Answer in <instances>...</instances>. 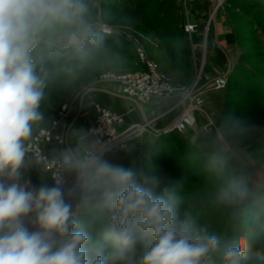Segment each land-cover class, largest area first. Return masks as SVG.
Segmentation results:
<instances>
[{"label": "rangeland", "instance_id": "rangeland-1", "mask_svg": "<svg viewBox=\"0 0 264 264\" xmlns=\"http://www.w3.org/2000/svg\"><path fill=\"white\" fill-rule=\"evenodd\" d=\"M246 1L251 0H215L216 7L213 9L208 6L206 23L199 29L196 24L188 22L190 0H113L108 3L105 0H86L87 19L92 32L118 36L127 42L129 48L123 45L122 40H116L114 45L110 44L111 47L92 49L85 62L59 51L48 56L44 63L46 86L39 106L41 119L33 125L32 133L25 142V160L21 169L23 178L30 179L35 186L52 184L53 171L47 165L51 161L62 159L66 151L68 153L71 147L69 141L67 143L71 128L68 125L73 118L78 120L82 115L85 119H90L85 127L88 143L79 154L84 155L91 142L89 130L97 117V108H108L95 103L92 112L86 113L87 107L84 105L91 90L119 91L118 83L102 80L103 76L144 70L145 66L140 63L138 56V51H141L147 61L154 63L160 72L169 77L176 91L170 97L152 98L138 103L149 111V115L143 120L136 116L137 120L126 122L125 113L118 112L123 115V122L118 130L128 134V139L125 146L116 151L129 152L133 149L149 158V153L154 149L153 139L161 134H168L165 127L175 117L187 112L193 115L195 122L181 134H190L192 141L198 143L204 141L207 148L217 147L238 165L240 172L252 178L255 185L264 190V117L250 111L261 109L264 112V97L256 89L247 86L250 82L248 78L239 76L240 70H246V66L264 73V37L256 34L252 22L243 15ZM252 1L264 5V0ZM175 20H179L180 34L185 41L184 48L170 50L171 53L168 54L157 37L166 28L170 29V22ZM189 24L194 26L192 32L185 31V26ZM150 25L154 29H149ZM228 33L234 35L233 44L225 42L224 37ZM234 68L238 69V74L234 76L235 79L230 80L228 77ZM221 78H225L227 83L216 89L214 86ZM236 80L247 85H240ZM196 96L202 100L200 112L192 109ZM131 108L138 113L133 104ZM230 112L236 117L228 120L236 123L220 125L225 122L222 118ZM61 114H65L64 117ZM53 121L56 125L52 136H62L64 146L56 141L37 143L36 147L48 160L40 162L27 151L26 146L40 130L52 126ZM209 122L211 128L205 129L203 126ZM135 125L144 128H134ZM164 142L167 144L165 148H160L162 158L170 159L175 155L174 161L175 158L180 161L173 168L162 167L164 163H160V175L153 179L159 182L156 191L160 187L164 188L161 181L164 180L172 187L167 190L179 198L180 219L206 228L210 234L218 236L220 248L204 264H223L224 244L229 240L239 242L241 238L247 240L253 253L247 264H264L263 204L258 206V203L251 204V201L248 204L238 191L237 181L233 180L227 169L222 172L220 181V162L214 173L209 171L210 166L202 160L206 156L207 163L210 164L212 154L208 151H205L202 158L193 154L195 161L191 165L185 158L180 159L187 151L183 146L179 148V144L169 138L164 139ZM171 143L178 147L176 152H170ZM65 170L67 179L75 176L73 172ZM153 181L145 180L148 184ZM232 185L235 186L233 189ZM72 190L78 196L77 185ZM230 190L232 191L229 192ZM71 202L75 210L79 200ZM237 214V221L228 223V219L235 218Z\"/></svg>", "mask_w": 264, "mask_h": 264}, {"label": "clouds", "instance_id": "clouds-1", "mask_svg": "<svg viewBox=\"0 0 264 264\" xmlns=\"http://www.w3.org/2000/svg\"><path fill=\"white\" fill-rule=\"evenodd\" d=\"M87 16L86 0H0V264H204L218 236L181 220L179 198L157 192L158 181L94 153L64 157L78 196L61 180L35 186L22 176L45 60L57 51L88 59L100 41ZM252 256L245 238L223 246V264Z\"/></svg>", "mask_w": 264, "mask_h": 264}, {"label": "trees", "instance_id": "trees-1", "mask_svg": "<svg viewBox=\"0 0 264 264\" xmlns=\"http://www.w3.org/2000/svg\"><path fill=\"white\" fill-rule=\"evenodd\" d=\"M113 0H105V2H110ZM246 10H243L242 13L245 16V18L249 21H251L252 23V28L254 29V31L256 32V34L261 35L264 37V5L259 4L258 2L255 1H246L244 2ZM170 22V21H169ZM149 29H154L151 25L149 26ZM99 39L100 43L98 46H95L96 48L93 47V49H98L101 47H111L110 44L114 45L115 41L117 40H122L123 45L126 46V48L128 49V44L126 41H124L123 39L119 38L118 36L115 35H106V34H102L99 32H93ZM159 39V43L161 44V46H163V50H165L168 54H170V50L172 51H176V50H182L184 48V37L183 35L180 34V30H179V20H175L174 22H170V29L166 28V30H164V32H162V34L160 36L157 37ZM225 38V42L227 44H233L234 43V35L232 33H228L226 34ZM126 42V43H125ZM69 55V54H68ZM264 58V55H263ZM246 70H240L239 72V76H244L246 78H248L250 80V82L247 84L240 82V80H236V82L240 85H244V86H248L250 88L256 89L257 93H259L260 95H262L264 97V73L260 72L259 69H253L250 66H246L245 67ZM237 70L236 68L233 69V71H231V75H229L228 79H235L234 76L237 75ZM237 73V74H236ZM227 83V80H226ZM252 85L254 87H252ZM251 113L254 114H258L260 117H264V112H261V109H253L250 110ZM264 111V110H263ZM226 112V111H225ZM236 116L233 114V112L226 116L223 117V121L225 122H221L220 125H224V126H229V125H233L235 122H230V120L228 119H234ZM169 138L172 141L175 142V144H179L178 147H182L184 149H186V153L184 152L183 157H181L180 159L185 158L186 161L190 162L191 165L193 164L194 160V156H192L193 154L197 155L198 158H202L201 156L204 155L205 151H208L209 154L211 153V161L210 164L207 163V157L205 156V158L203 157L202 160L205 162V164H208L210 166V169H208L209 171H211L212 173H214V171L217 169V163L220 162L219 167V171H220V175H221V179L222 180V172L227 169L231 175V177L233 178V180L236 182L237 181V185L238 187V191L240 193V195L244 196L246 198V202H248V204L254 203H258L257 205L259 206L260 204L264 206V190L259 189L252 178L248 177L246 174L240 172V169L238 167V165L232 160L229 159V157H227L222 151H219V149L217 147H205L206 143L204 141H202L201 143L196 142L195 140L192 141L190 134L187 133H168V134H161L159 136H156L153 139L152 142V147L154 148L152 153L150 152V157H144L142 155V153L140 151L137 150H130L128 151H121V152H117V151H113L110 152L108 154H105L104 157H102L103 159H106L107 161H109L111 164L116 165V166H122L124 168H131L133 169L136 173H139V176L141 177V179L143 178V181L145 182V180H152L156 177H158L159 174V169L162 167H170L173 168V166H175V164L179 163V159L175 158L174 161V156L170 159L166 158H162L161 156V151L160 148L166 147L167 142H164V139ZM264 143V142H263ZM171 143L170 146V152H176L177 150V146ZM214 145V144H212ZM207 148V150H206ZM209 157V156H208ZM210 159V158H209ZM177 161V162H176ZM160 163H164L161 167ZM174 164V165H173ZM213 169V170H212ZM154 176V177H153ZM163 182L162 186H164V188H159V190L157 192H162L165 189H170L172 188L171 186H169V184H167L164 180H161ZM152 183V182H151ZM235 186L232 185L231 189H233ZM173 191H175L173 189ZM232 190H230L229 192H231ZM238 193V192H237ZM257 201V202H255ZM244 202V201H243ZM261 202V203H260ZM179 209H181V207H179ZM203 210L206 211V209H204L203 206ZM225 216V215H224ZM239 214L235 215L234 217H230V219H228V223L229 222H236L238 219ZM264 257V254L263 256ZM264 262V258L262 259Z\"/></svg>", "mask_w": 264, "mask_h": 264}, {"label": "built area", "instance_id": "built-area-1", "mask_svg": "<svg viewBox=\"0 0 264 264\" xmlns=\"http://www.w3.org/2000/svg\"><path fill=\"white\" fill-rule=\"evenodd\" d=\"M193 25H186L185 31L192 32ZM139 52V61L145 66V69L138 72H129L119 75L107 74L103 76L102 80L113 81L119 84L118 93L128 99L133 100L136 104L143 103L152 98H166L172 96L176 89L170 83V79L167 75L160 72L157 66L145 59L144 55ZM225 78H221L216 82L214 86L216 89H220L225 85ZM202 100L196 96L194 98L193 111H201ZM63 107V112H64ZM97 117L94 124L91 126L89 133L91 135V142L85 150L84 155L88 153H94L100 157L112 151L120 150L125 146L128 139V134L121 133L118 130L119 125L123 122V115L118 112L101 107L97 108ZM65 113V112H64ZM65 115V114H63ZM61 114V117L63 116ZM64 117V116H63ZM194 117L185 112L178 117H175L166 127V133H182L190 129L194 125ZM56 125V122H52V126L43 128L40 130L26 146L27 151L33 154L38 161H48L43 153L36 147L37 143H50L56 141L57 144L64 146V139L62 136L53 137L52 130ZM146 126V124H145ZM211 122L206 123L203 127L205 129L211 128ZM134 128H144V126L135 125ZM140 131V130H139ZM142 131V130H141ZM133 134V133H132ZM134 135V134H133ZM69 153H64L63 158L51 161L48 163V168L52 170V184L57 180H61L64 183L66 189H73L77 185L76 176L70 179L66 178V166L64 157Z\"/></svg>", "mask_w": 264, "mask_h": 264}, {"label": "crops", "instance_id": "crops-1", "mask_svg": "<svg viewBox=\"0 0 264 264\" xmlns=\"http://www.w3.org/2000/svg\"><path fill=\"white\" fill-rule=\"evenodd\" d=\"M211 1L212 0H190V13L188 15V22L196 24L199 29L203 28L206 23L207 13L209 14L208 6H212ZM213 28H216L215 24H213ZM214 39L216 40V37ZM221 51L223 53V49H221ZM91 92L92 93H90L87 98V103L84 105V107H87L86 113L90 112L93 109V105L95 103H101L103 106H106L111 110L123 114L125 113L126 122L137 120L136 116L143 120L146 118L147 115H149V111L145 107H141L140 105L136 104L133 100L121 96L116 90L111 92L110 90L106 91L103 89H95L91 90ZM131 104H133L137 108L138 113L131 108ZM83 116L84 115H82L78 120L73 118L72 123L70 122V124L68 125L69 128L71 126L70 130L68 128V130L70 131V135L68 137L69 140H67V143L69 141V145H71L69 150L68 146L66 145L68 153L80 154V150H83L85 146H87V141L89 138L86 137L85 127L87 125V122L90 121V119H85ZM50 154H53V152Z\"/></svg>", "mask_w": 264, "mask_h": 264}, {"label": "water", "instance_id": "water-1", "mask_svg": "<svg viewBox=\"0 0 264 264\" xmlns=\"http://www.w3.org/2000/svg\"><path fill=\"white\" fill-rule=\"evenodd\" d=\"M212 2V7H213V9L216 7V2H215V0H212L211 1ZM225 77V76H224Z\"/></svg>", "mask_w": 264, "mask_h": 264}]
</instances>
